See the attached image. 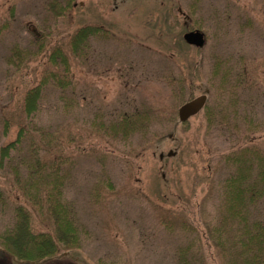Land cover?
<instances>
[{"label":"rangeland","instance_id":"1","mask_svg":"<svg viewBox=\"0 0 264 264\" xmlns=\"http://www.w3.org/2000/svg\"><path fill=\"white\" fill-rule=\"evenodd\" d=\"M16 138L0 153V234L25 211L56 243L36 264H224L215 240L240 224L223 179L233 158L264 157V0H0V149ZM23 161L34 184L61 182L80 227L67 243L45 199L25 196ZM0 264L32 263L0 248Z\"/></svg>","mask_w":264,"mask_h":264},{"label":"trees","instance_id":"2","mask_svg":"<svg viewBox=\"0 0 264 264\" xmlns=\"http://www.w3.org/2000/svg\"><path fill=\"white\" fill-rule=\"evenodd\" d=\"M90 33L89 29H80V32L75 34V43L80 38L81 41L86 39ZM39 91V86H33L26 92L24 96V110L26 112L31 113L35 110ZM130 123L131 121L122 120L119 123L120 129L125 130L127 126H131ZM116 128L114 130H117ZM16 141L18 138L1 147V156H9L8 152L18 146ZM35 160L38 164V160ZM232 161H235V168L228 172L226 178L223 179V192L228 201L227 215L233 219L238 218L236 226L240 224V227H236L237 237L232 236L223 240L218 236L220 238H216L215 241L219 247L225 250L226 264H264V215L250 220L249 213V205L264 204V157L261 155L248 157V159L237 157L233 158ZM21 163L26 171L28 168L30 169V172H25L26 178L21 180L25 196L28 200H34L36 203H39L41 198L45 199L59 238L58 241L67 243L68 240L64 236L68 233L73 234L80 227L76 224V216L73 214L70 202L62 197L61 182L55 183V181L54 186L48 187L45 177L40 176V180L34 184L30 175L33 173L30 166L24 161ZM2 195L0 190V206H4L5 203ZM14 217V223L0 234V248L9 255L10 261L36 264L41 258L51 257L50 255L56 249L55 241L44 232L36 233V235L31 233L29 217L25 211L15 207ZM178 254L182 264H187L189 257L186 252H178Z\"/></svg>","mask_w":264,"mask_h":264},{"label":"water","instance_id":"3","mask_svg":"<svg viewBox=\"0 0 264 264\" xmlns=\"http://www.w3.org/2000/svg\"><path fill=\"white\" fill-rule=\"evenodd\" d=\"M182 38L186 43L192 44L196 47H200L204 43L203 33L198 29L185 31L182 35ZM205 100L206 95L199 94L192 99L183 102L177 108L178 119L180 121H185L187 118L197 113L204 105Z\"/></svg>","mask_w":264,"mask_h":264}]
</instances>
